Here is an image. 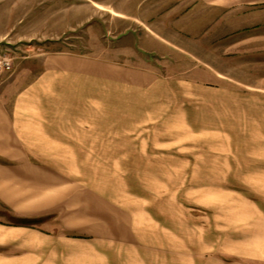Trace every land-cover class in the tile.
Wrapping results in <instances>:
<instances>
[{
  "label": "rangeland",
  "instance_id": "obj_1",
  "mask_svg": "<svg viewBox=\"0 0 264 264\" xmlns=\"http://www.w3.org/2000/svg\"><path fill=\"white\" fill-rule=\"evenodd\" d=\"M55 52L118 69L102 90L117 124L103 122L83 189L103 198V229L134 235L123 263L161 264L179 240L198 242L206 214L237 211L257 181L239 172L245 148L264 133V0H0V54L13 60L0 85Z\"/></svg>",
  "mask_w": 264,
  "mask_h": 264
},
{
  "label": "crops",
  "instance_id": "obj_2",
  "mask_svg": "<svg viewBox=\"0 0 264 264\" xmlns=\"http://www.w3.org/2000/svg\"><path fill=\"white\" fill-rule=\"evenodd\" d=\"M37 61L24 82L17 71L0 85V264H132L123 254L137 250L134 235L103 229V198L83 189L85 158L102 154L103 122L117 124L102 90L103 80L116 89L118 69L65 52ZM112 109L114 120L103 116ZM252 141L239 172H253V190L240 193L236 212L206 214L198 242L179 240L161 264H264V133Z\"/></svg>",
  "mask_w": 264,
  "mask_h": 264
},
{
  "label": "built area",
  "instance_id": "obj_3",
  "mask_svg": "<svg viewBox=\"0 0 264 264\" xmlns=\"http://www.w3.org/2000/svg\"><path fill=\"white\" fill-rule=\"evenodd\" d=\"M13 68V60L7 54H0V76L2 73L9 72Z\"/></svg>",
  "mask_w": 264,
  "mask_h": 264
}]
</instances>
